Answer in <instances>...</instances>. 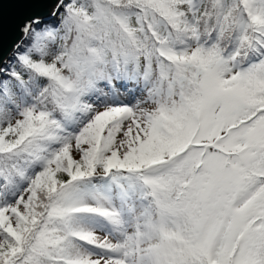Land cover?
Returning <instances> with one entry per match:
<instances>
[{"label":"snow or ice","instance_id":"obj_1","mask_svg":"<svg viewBox=\"0 0 264 264\" xmlns=\"http://www.w3.org/2000/svg\"><path fill=\"white\" fill-rule=\"evenodd\" d=\"M0 264H264V0H0Z\"/></svg>","mask_w":264,"mask_h":264},{"label":"water","instance_id":"obj_2","mask_svg":"<svg viewBox=\"0 0 264 264\" xmlns=\"http://www.w3.org/2000/svg\"><path fill=\"white\" fill-rule=\"evenodd\" d=\"M10 11V10H9Z\"/></svg>","mask_w":264,"mask_h":264}]
</instances>
